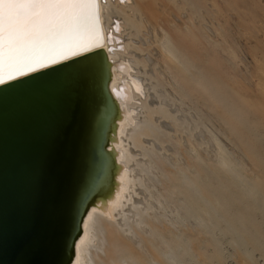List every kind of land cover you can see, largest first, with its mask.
Instances as JSON below:
<instances>
[{
	"label": "rangeland",
	"instance_id": "obj_1",
	"mask_svg": "<svg viewBox=\"0 0 264 264\" xmlns=\"http://www.w3.org/2000/svg\"><path fill=\"white\" fill-rule=\"evenodd\" d=\"M138 2L152 11L158 30L169 28L194 78L172 75L156 48L154 65L165 78L152 68L150 91L183 108L185 118L161 112L158 121L171 119L174 130L154 134L159 150L146 149L140 157L149 201L137 206L141 223L127 220L138 246L111 229L100 260L167 264L166 256L174 254L171 264H264V0ZM182 12L187 18L168 26ZM202 24L211 26L215 47ZM137 33L143 37L140 28ZM200 53L207 57L198 60ZM200 131L212 148L196 139Z\"/></svg>",
	"mask_w": 264,
	"mask_h": 264
},
{
	"label": "water",
	"instance_id": "obj_2",
	"mask_svg": "<svg viewBox=\"0 0 264 264\" xmlns=\"http://www.w3.org/2000/svg\"><path fill=\"white\" fill-rule=\"evenodd\" d=\"M110 67L96 49L0 85V264H71L89 209L113 193Z\"/></svg>",
	"mask_w": 264,
	"mask_h": 264
},
{
	"label": "bare ground",
	"instance_id": "obj_3",
	"mask_svg": "<svg viewBox=\"0 0 264 264\" xmlns=\"http://www.w3.org/2000/svg\"><path fill=\"white\" fill-rule=\"evenodd\" d=\"M139 4L138 0H99L100 20L98 27L103 31L104 41L102 47L93 48L91 51H85L56 63L46 62V66L37 67L35 71L14 78H21L72 58H78V56L96 49H102L105 52L111 65L109 90L116 101L120 115L117 120L115 135L108 147L109 150H113L114 161L118 165L115 174V188L106 201H97L89 209L81 227V235L75 244L71 264H106L100 260V253L104 252V248L108 244L107 234L111 229H114L115 233L122 232L133 246H138L137 240L132 238L133 232L129 229L127 220H131L134 224L138 223L140 213L137 206L143 207L144 202L147 201V195L144 194L146 192H143V185L148 187L149 184H147L145 173L141 168V164L146 161L140 157L146 149L159 150L153 137L154 134L169 135L174 130L171 119H168V122L165 123L158 121L161 118V116H158L162 114L161 112L166 110L167 112L170 110L171 113L179 111V118H185L183 108L180 107L179 109V106L161 95H157V98L152 95L147 75L153 68L161 77H164L162 67L158 66L156 68V65H154L153 58L156 56V48H158V52L165 63L172 68L173 71L170 70L172 75L179 71L181 74L190 75L194 78V74L186 66V62L190 60L186 59L187 61L184 62L181 51L172 42L169 28L161 27L159 29L161 36L159 35L158 28L151 22L152 11L147 13L146 9L143 7L142 9ZM186 16L187 13L182 12L179 18H173V21L167 20V24L168 26L174 25V22L185 20ZM195 21L197 20L195 19ZM184 22L186 23V21ZM138 28L141 29L143 37L138 35ZM187 28L189 29V27ZM202 29L206 38L211 41V45L215 47L216 41H213L215 35L211 30V26L202 24ZM142 38L145 39L148 46L145 47ZM80 39L81 36L77 33L61 34L50 38L46 44H42L35 50L26 53L25 56L26 58L36 59L47 57L53 46H71ZM137 51L143 54L142 60H139L136 54ZM205 57L207 56L203 53L196 56L198 60ZM141 64H143L144 69L148 68V71H145L146 69L142 70ZM0 70L7 71V66L0 67ZM11 80L13 79H6L4 83ZM172 105L174 109H171ZM155 117L158 119L156 122L154 120L155 123L153 124ZM146 138H150V142L148 140L147 142ZM196 139L199 142L207 143L211 148L214 146L210 136L203 131L199 132ZM163 156L168 161H172L170 153ZM223 161L224 158L221 157V164ZM140 248L143 258L148 260V254L142 249L143 247ZM166 257L167 264H171L175 259L174 254H169ZM118 264L129 263L126 259H121ZM134 264L136 263L134 262Z\"/></svg>",
	"mask_w": 264,
	"mask_h": 264
},
{
	"label": "snow or ice",
	"instance_id": "obj_4",
	"mask_svg": "<svg viewBox=\"0 0 264 264\" xmlns=\"http://www.w3.org/2000/svg\"><path fill=\"white\" fill-rule=\"evenodd\" d=\"M99 0H0V83L35 71L47 63L102 47ZM77 33L81 39L71 46H53L47 57L25 54L50 38Z\"/></svg>",
	"mask_w": 264,
	"mask_h": 264
}]
</instances>
